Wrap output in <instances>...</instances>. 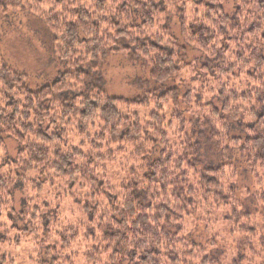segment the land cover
<instances>
[{
  "label": "trees",
  "instance_id": "1",
  "mask_svg": "<svg viewBox=\"0 0 264 264\" xmlns=\"http://www.w3.org/2000/svg\"><path fill=\"white\" fill-rule=\"evenodd\" d=\"M8 12L46 26L65 71L33 90L0 59V152L5 137L18 145L11 163L0 155V243L23 237L35 264H58L38 237L68 197L84 221L60 233L59 264H264V0H0ZM113 54L156 86L109 96L93 73ZM236 152L253 180L244 200L262 211L237 196ZM18 187L25 228L7 229ZM194 215L232 238V256L189 240Z\"/></svg>",
  "mask_w": 264,
  "mask_h": 264
},
{
  "label": "rangeland",
  "instance_id": "2",
  "mask_svg": "<svg viewBox=\"0 0 264 264\" xmlns=\"http://www.w3.org/2000/svg\"><path fill=\"white\" fill-rule=\"evenodd\" d=\"M227 9H231V4H228ZM172 27L174 35H177L178 28ZM196 55L199 56V52H188L189 59H194ZM0 59L13 72L25 75L27 77V85L33 90L50 85L59 73L65 71L63 64L54 53L53 38L49 30L39 19L23 12H8L5 16H0ZM100 77L103 80V88L112 97L131 98L136 95L141 90L139 91L136 87H132V83L138 80L148 82L149 88L156 86V84L148 81L146 72L142 71L140 67L132 65L123 54L109 56L100 69L93 73V81ZM170 85V83L165 84V86ZM236 134L241 136L242 133L236 132ZM3 146L0 152L1 161L5 164L11 163L17 158L18 145L13 139L5 137ZM242 162L237 152L230 160V163L239 172L238 188L236 190L237 196L241 201L244 200V194L253 188L250 171L240 166ZM111 171L117 175L119 174L118 169H112ZM1 174L5 178H9L12 172L10 169H4ZM111 183L113 186L116 185L115 181H111ZM24 192L25 188L22 191L21 187L13 188L11 192V206L15 211V217L10 220L7 212H3V218L1 219V224L6 225L7 229L12 223L16 228H25L23 222L18 218V214L23 209ZM49 201H53L51 195ZM244 203L250 210L262 211L261 206L257 205L252 198H247ZM73 204L68 197L64 198L62 205L57 207L55 204L56 215L51 217L50 213L48 216L49 221L47 222V227L51 224L54 230H51V233L46 232L43 234L41 231L42 227L39 231V239L47 236L49 244L51 242L57 243L58 254L56 258L58 259V264L59 260L64 261L69 255L68 250L64 252L60 250L61 247L65 248V245L59 241L60 233L64 232L67 234V229L79 228L80 223L84 221V218L78 213L76 206ZM192 218L196 220L195 223L191 221ZM192 218H188L184 222V226L186 234H191L189 240L194 245L202 246L208 252L212 251L216 257L222 254L228 257L232 256V252H229L232 246V238H228L225 234L226 239H219V235L215 231L210 230L208 227H203V224L197 219V215ZM44 221L45 219L43 218V226ZM67 235L69 238V234ZM14 236L12 232H9L10 240H13ZM21 239L23 240H20L21 244L19 245L0 243V256L9 257L8 260H12V264H35L37 259L31 253V245L25 244L27 242L23 237ZM44 244L49 247L48 243ZM76 264L83 263L78 261Z\"/></svg>",
  "mask_w": 264,
  "mask_h": 264
}]
</instances>
